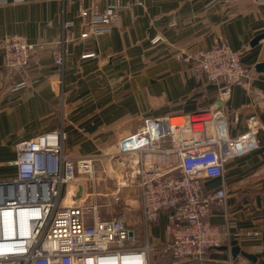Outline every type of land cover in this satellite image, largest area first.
Masks as SVG:
<instances>
[{
  "label": "crops",
  "instance_id": "obj_1",
  "mask_svg": "<svg viewBox=\"0 0 264 264\" xmlns=\"http://www.w3.org/2000/svg\"><path fill=\"white\" fill-rule=\"evenodd\" d=\"M124 1L132 4L122 11L120 25L70 43L64 67L50 51L34 50L26 70L12 74L4 67L5 35L23 34L36 43L57 39L64 18L73 19L80 33L79 4L89 6L93 0H0V180L16 175L12 161L20 141L62 123L69 133L67 151L84 156L109 142L116 149L118 140L140 129L146 118L220 109L233 136L247 129L251 113L264 120V71L255 67L264 60V37L251 44L264 33V0ZM157 34L162 38L154 43ZM219 37L241 49L250 68V77L235 83L228 95L217 83L196 77L194 58L176 56L180 50L195 54ZM91 51L96 55L82 56ZM22 77L28 86L12 89ZM258 136L256 149L226 163L227 201L212 207V220L229 232L232 244L211 248L201 261L174 260L160 250L167 225L162 214L150 229L152 264H264V131ZM140 220L139 210L136 222L129 223L140 227ZM235 245L258 260L234 255Z\"/></svg>",
  "mask_w": 264,
  "mask_h": 264
},
{
  "label": "built area",
  "instance_id": "obj_2",
  "mask_svg": "<svg viewBox=\"0 0 264 264\" xmlns=\"http://www.w3.org/2000/svg\"><path fill=\"white\" fill-rule=\"evenodd\" d=\"M131 4L81 2V32L74 30L73 19L64 18L60 37L49 41L36 43L23 34H7L2 39L4 67L12 74L23 73L34 50L50 51L64 67L70 43L110 32ZM161 38L157 34L151 41ZM95 55L91 51L82 56ZM176 56L182 61L194 58L196 77L217 83L225 95L250 77L242 50L224 37L195 54L180 50ZM26 86L28 80L22 77L12 89ZM178 117L182 121L176 123L174 117L146 118L140 129L118 140L115 150L91 155L67 151L69 133L63 123L20 141L12 161L16 175L0 180V264H152L150 229L162 214L167 225L160 250L174 260L201 261L211 248L231 245L229 232L212 220V207L225 206L226 163L259 146L264 120L251 113L247 129L233 136L220 109ZM78 173L94 177L93 192L87 190L86 178L78 180ZM216 179L221 182L213 183ZM99 195L107 201H99ZM121 204L125 210L117 208ZM104 205L111 215L102 214ZM135 207L140 210V227L129 223L127 210Z\"/></svg>",
  "mask_w": 264,
  "mask_h": 264
},
{
  "label": "rangeland",
  "instance_id": "obj_3",
  "mask_svg": "<svg viewBox=\"0 0 264 264\" xmlns=\"http://www.w3.org/2000/svg\"><path fill=\"white\" fill-rule=\"evenodd\" d=\"M114 144V142H109L107 145H105L103 148V150H101V151H104V152H110V151H113V150H115V149H113L114 147L112 146ZM109 147H113V148H109ZM99 149H96V150H94L93 152H95V151H98ZM100 151V150H99ZM98 151V152H99ZM78 180H82V181H84L85 180V178L87 179V182H88V185H87V190L88 191H90V192H93L94 190H95V188H94V181H95V179H94V177H92V176H89L88 174H86V173H78ZM87 176L89 177V178H87ZM97 190H104V188H102V187H97ZM124 192H125V190H124ZM125 194V193H124ZM99 201H101V202H103V201H107V196H104V195H99ZM135 205H136V202L135 201H132ZM107 208H108V206H102L101 207V211H102V214L104 215V216H109V215H111L110 213H107ZM118 209H121V210H125V204H121V205H119L118 207H117ZM128 211V210H127ZM138 212H139V210H138V208L137 207H135V211L132 213V212H127V214H128V217H129V221L131 222V223H135L136 222V220H137V215H138ZM138 228V227H137ZM141 235V237H142V240H144V235L142 234V233H140Z\"/></svg>",
  "mask_w": 264,
  "mask_h": 264
},
{
  "label": "water",
  "instance_id": "obj_4",
  "mask_svg": "<svg viewBox=\"0 0 264 264\" xmlns=\"http://www.w3.org/2000/svg\"><path fill=\"white\" fill-rule=\"evenodd\" d=\"M263 37H264V33L263 32L257 34L252 39L251 44L252 45L257 44ZM255 67L259 71H264V60L257 62L256 65H255ZM78 194H80V192ZM131 233H132V231H131ZM224 247H226V246H224ZM232 251H233V254L234 255H237L238 253H242V254H244L245 256H247L248 258H250V259H252L254 261H257L258 260V257H257V255L255 253L246 251L244 249H241V246L240 245L233 246Z\"/></svg>",
  "mask_w": 264,
  "mask_h": 264
},
{
  "label": "bare ground",
  "instance_id": "obj_5",
  "mask_svg": "<svg viewBox=\"0 0 264 264\" xmlns=\"http://www.w3.org/2000/svg\"><path fill=\"white\" fill-rule=\"evenodd\" d=\"M179 118H180V120H178V121H182V117H174V118H173V121H174L175 119H179ZM178 121H177V122H178ZM174 123H176V122L174 121ZM67 201L71 202V200H69V198H68Z\"/></svg>",
  "mask_w": 264,
  "mask_h": 264
}]
</instances>
